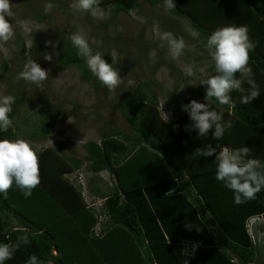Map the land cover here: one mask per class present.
Here are the masks:
<instances>
[{
    "label": "trees",
    "instance_id": "1",
    "mask_svg": "<svg viewBox=\"0 0 264 264\" xmlns=\"http://www.w3.org/2000/svg\"><path fill=\"white\" fill-rule=\"evenodd\" d=\"M143 3L187 20L196 33L192 40L203 44L219 28L246 25L253 45L250 78L261 95L240 103L251 90L245 78V92L230 94L235 109L213 103L212 109L232 122L216 140L211 132L198 137L195 130H186L191 121L181 110L191 100L204 102L202 82L218 74L213 61L188 94L178 91L179 99L167 95L172 102L165 109L171 113L168 121L151 84L139 81L119 105L128 132L117 127L101 131L99 143L84 145V160L65 154L58 143L35 151L40 183L31 196L26 198L15 184L0 193V243L18 245L5 264H29L32 256L42 264H264V258L258 261L257 242L264 225L253 226L251 235L247 227L250 219L264 217V188L254 198L235 203L233 192L215 178V157L196 151L209 144L217 153L225 146H245L251 151L246 159L264 162V0H173V10L166 0H96L93 8L110 11L115 19L119 13H139ZM16 50L26 52L22 38ZM57 61L56 72L77 67L81 79L90 80L86 58L74 45H65ZM3 63L6 68L8 61ZM236 75L240 78V73ZM61 112L55 107L54 116H44L39 131L27 138L37 143L52 136ZM9 116L12 120V112ZM0 139L20 135L11 124L0 132ZM84 161L89 162L90 174H110L108 191L94 184L95 177L88 179L93 206L86 201L82 184L69 178Z\"/></svg>",
    "mask_w": 264,
    "mask_h": 264
},
{
    "label": "rangeland",
    "instance_id": "2",
    "mask_svg": "<svg viewBox=\"0 0 264 264\" xmlns=\"http://www.w3.org/2000/svg\"><path fill=\"white\" fill-rule=\"evenodd\" d=\"M48 3L53 7L46 12ZM74 4L73 0L63 3L60 0H10L12 15L7 19L14 35L7 41H0V97L11 95L15 98L12 125L20 139L29 142L34 151L58 143L65 154L84 160V145L89 141L99 143L101 131L117 127L128 132L119 105L125 93H131L139 81L151 84L159 109L165 112L172 104L167 95L179 99L178 91L188 94L199 85V78L212 59L206 44L192 40L196 33L188 21L171 16L163 7L152 9L143 3L139 13H119L114 19L110 11L100 7L82 11ZM25 22L30 31L24 30ZM165 32L184 40L185 48L179 57H173L168 42L161 39ZM76 34H83L93 54L101 53L106 62L119 71L121 81L116 87L103 85L92 72L90 80H82L77 67L56 72L60 53L65 45L73 46L71 37ZM19 38L25 41L24 54L16 50ZM4 60L8 61L6 68H3ZM30 61L49 73L40 85L20 76ZM186 66L193 69L191 76L185 73ZM55 107L62 112L56 118L52 136L31 142L27 135L39 131L43 117L52 118ZM88 166L89 162L84 161L79 171L69 175L70 180H80L84 184L87 202L92 199L86 189L89 178L95 177L94 184L105 191L111 188L108 172L92 175L87 171ZM258 224L264 225V217L258 218L253 226ZM261 238L259 262L264 258V233Z\"/></svg>",
    "mask_w": 264,
    "mask_h": 264
},
{
    "label": "clouds",
    "instance_id": "3",
    "mask_svg": "<svg viewBox=\"0 0 264 264\" xmlns=\"http://www.w3.org/2000/svg\"><path fill=\"white\" fill-rule=\"evenodd\" d=\"M95 4L96 0H76L74 7L77 10L88 11L93 9ZM166 4L169 10L175 8L173 0H166ZM52 7L51 3L46 4L45 11H50ZM11 15L10 0H0V41H7L14 35L13 26L7 19ZM24 30L26 32L31 30L27 22ZM161 39L168 42L173 57H179L185 48L184 40L175 38L170 32L162 33ZM71 40L78 49L79 55L86 58L89 70L103 85L114 88L120 83L119 71L111 63L106 62L101 53L93 54L83 34L73 35ZM206 46L210 50L218 74L202 82L206 85L204 102L191 100L188 104L182 105L181 110L187 113L191 121V124L186 126V130H195L198 137L207 136L211 132L213 138L219 140L224 136L225 131L232 127V122L224 120L222 111L213 110V103L228 105L230 109H235L237 105L230 94L234 90L245 92L243 88L245 78H248L247 83L251 90L241 96V104L251 103L261 93L255 81L250 78L252 70L248 66L249 51L253 45L249 40L246 25L226 26L215 30L207 37ZM113 55L115 56L116 53L113 52ZM184 71L189 76L193 74L190 66H186ZM237 73H240V78H237ZM20 76L40 85L48 78L49 73L36 62L30 61ZM14 102L15 98L11 95L0 97V132L7 131L12 124L9 114L12 112ZM163 114L168 121L171 113L163 112ZM196 151L205 158L215 157L217 162L215 178L233 192L235 203L241 204L254 198L256 193L264 188V162L258 159H246L251 152L248 147L232 149L225 146L217 153L216 147L209 144ZM39 183L38 157L30 143L24 139H0V193L6 192L15 184L23 190L27 198ZM23 242L28 243L26 239ZM17 247L18 245L0 243V264L10 260ZM29 264H42V262L38 261L36 256H32L29 258Z\"/></svg>",
    "mask_w": 264,
    "mask_h": 264
},
{
    "label": "built area",
    "instance_id": "4",
    "mask_svg": "<svg viewBox=\"0 0 264 264\" xmlns=\"http://www.w3.org/2000/svg\"><path fill=\"white\" fill-rule=\"evenodd\" d=\"M79 182L82 184V187H83V191H84V184L79 180ZM100 203V201H98L96 204H99ZM88 204L90 205V206H93V205H95V202H93L92 200H90L89 202H88ZM258 220V218H252V219H250L249 220V223H248V225H247V227H248V233L251 235L252 234V230H253V225L255 224V222ZM252 240H254L253 239V237H252Z\"/></svg>",
    "mask_w": 264,
    "mask_h": 264
}]
</instances>
